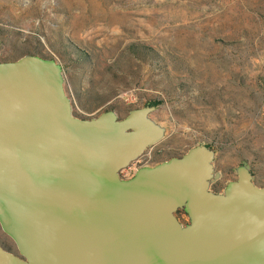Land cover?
I'll return each instance as SVG.
<instances>
[{
    "label": "water",
    "instance_id": "1",
    "mask_svg": "<svg viewBox=\"0 0 264 264\" xmlns=\"http://www.w3.org/2000/svg\"><path fill=\"white\" fill-rule=\"evenodd\" d=\"M155 110L79 119L55 60L0 62V224L19 251L0 245V264H264V188L247 168L213 193L201 145L121 177L163 138Z\"/></svg>",
    "mask_w": 264,
    "mask_h": 264
},
{
    "label": "rangeland",
    "instance_id": "2",
    "mask_svg": "<svg viewBox=\"0 0 264 264\" xmlns=\"http://www.w3.org/2000/svg\"><path fill=\"white\" fill-rule=\"evenodd\" d=\"M30 55L61 66L79 119L156 106L164 136L123 179L205 145L210 191L243 167L264 188V0H0V62ZM0 245L19 253L1 224Z\"/></svg>",
    "mask_w": 264,
    "mask_h": 264
},
{
    "label": "built area",
    "instance_id": "3",
    "mask_svg": "<svg viewBox=\"0 0 264 264\" xmlns=\"http://www.w3.org/2000/svg\"><path fill=\"white\" fill-rule=\"evenodd\" d=\"M138 170H139V169H138ZM138 170H136V172H137ZM136 172H135V174H136ZM135 174H134V175H135Z\"/></svg>",
    "mask_w": 264,
    "mask_h": 264
}]
</instances>
